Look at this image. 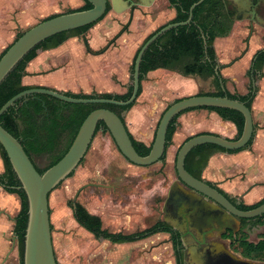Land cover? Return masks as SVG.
<instances>
[{
    "label": "rangeland",
    "instance_id": "rangeland-1",
    "mask_svg": "<svg viewBox=\"0 0 264 264\" xmlns=\"http://www.w3.org/2000/svg\"><path fill=\"white\" fill-rule=\"evenodd\" d=\"M19 1L20 6L14 12L9 11L7 13L3 11V16L0 18L3 21V29L4 27H10L9 29L13 32V36L18 32L22 33L28 30L50 16L65 14L85 5L83 1L75 5L72 0ZM1 4L3 7H10L15 4V0H0ZM29 13L31 15L34 13L35 15L23 17V15H28ZM18 14L21 17H17ZM130 17L127 11L121 13L109 11L101 21V24L105 21L102 30L112 33L111 39L107 42L114 44L115 50L113 52L120 54L122 60L125 61L124 54L126 55L128 53L126 51L129 49V54L127 55V58H129V85L132 83L130 67L136 50L141 47L147 38V33L159 28L162 23L167 21L169 16H165L162 20L160 19L161 22L160 20L156 22V19L151 22H144L140 16H137L133 21L134 32L123 33L122 31L127 27L126 23L128 18L130 20ZM155 17L154 15L153 18ZM119 31L122 35L117 38L116 35ZM124 36L126 37L124 38ZM80 43L82 45L88 44L85 43V40ZM90 46L94 47L91 44ZM238 54L239 52L236 54H229V52L219 53L218 62L220 64H228ZM109 59L110 55L87 57L86 63L81 62L75 65V68L81 69L86 74L90 72L88 70L91 68L94 71L92 73L96 77L90 78L93 81L96 78L101 81H95L96 84H105L106 80L100 78V75H102L101 77L103 75L107 77L109 68H113L112 70L120 75L124 66V62L118 58H116L117 62L112 64L113 60ZM229 71L232 73L234 71L233 67ZM162 73L165 76L158 81L150 83L147 94L144 95L143 92L146 93L148 90L142 92L139 100L143 103L138 104V100L136 102L137 106L144 111H142L143 115L142 113L139 115L138 120L143 126L149 121L148 132L151 137H154L161 114L170 104L189 96L214 92L211 79L203 81L194 77H183L173 72L165 71ZM160 74H154L153 77L155 78ZM153 77L150 76V79ZM236 80L241 86L240 82L242 80L239 75H237ZM231 87H234V85L231 84ZM256 87L259 92L255 93L257 98L255 103L253 102L252 109L255 112L256 123L259 125V121L264 122V78L257 80ZM215 116V114L205 110L192 111L182 115L178 120L180 127L174 135L175 139L178 137L180 139L178 149L185 139L203 132L221 136L222 130L219 124L224 122L215 118ZM145 130L147 129H142V131ZM234 138L235 136L232 137V139ZM33 162L40 170H44L49 164L48 157L45 155L33 157ZM160 165L161 163L149 167H138L128 163L119 153L110 135L99 132L94 137L83 162L77 167L73 175L64 180L49 196L52 243L58 264H96L107 262L106 254H108V247H110L103 241L95 240L78 227L73 219L69 203H80L89 213L99 216L104 228L113 233L116 231H121L122 233L141 231L162 220L163 197L167 193L169 186L174 181H177V175L174 163L166 164V162H163L162 166ZM213 176L214 174H209L205 178L203 176V179L217 186L220 185L221 183L218 181L221 176L218 173L217 177ZM87 184L99 186L87 187L74 202L73 198L78 189ZM158 242L160 240H157L156 243ZM78 243L84 246V252L79 256L68 254V250L71 251L70 247L75 248ZM165 243L167 244L166 240H161V249L158 255L153 258L157 263L150 262L151 264H172L173 261L175 264L173 250L171 248L168 249L167 246L165 247ZM117 251L118 254L123 255L125 253V251ZM94 254L97 257H94Z\"/></svg>",
    "mask_w": 264,
    "mask_h": 264
},
{
    "label": "trees",
    "instance_id": "trees-1",
    "mask_svg": "<svg viewBox=\"0 0 264 264\" xmlns=\"http://www.w3.org/2000/svg\"><path fill=\"white\" fill-rule=\"evenodd\" d=\"M198 1L199 0H181L180 7H178L179 16L173 23H182L186 21L188 15L186 13L184 14L183 11H188L189 8ZM220 2V0H204L202 4L193 10L192 24L171 29L150 45L143 55L140 64V87L137 99L142 93V82L146 80L147 74L152 71L163 69L175 72L183 77H197L203 81L212 78L214 92L199 95L228 97L229 99L245 103L246 107L252 112V104L257 87L245 96L231 95L222 89V83L215 73L216 63L214 51L212 49V41L217 36L227 35L230 30V25L226 24V22L222 23L220 20ZM84 3L85 5L83 7L71 10L67 13L85 11L92 7L87 1H84ZM109 10L110 9L108 7L106 14ZM56 16L58 15L50 16L42 21ZM104 17L100 21H102ZM97 23L74 31L58 34L47 39L45 42L41 43L29 52V54L15 67V69L0 85V108L14 96L32 88L23 86L22 79L26 76V68L28 64L36 58L38 50L57 48L71 37H80L85 35ZM22 34L23 32L18 33L15 40H17ZM7 49L8 48L3 51L0 58ZM138 52L139 49L136 51L130 67L131 79L133 75L134 62ZM255 69L259 75L258 79L264 78V53L257 56ZM131 92L132 87L129 86L126 93L120 95L96 93H64V95L75 99H112L124 102L130 98ZM136 101L127 107H118L107 104H70L45 95H32L18 100L13 107L9 108L8 111L0 117V125L21 143L26 155L30 158L33 164V157L43 155L48 157L49 164L44 170L38 169L34 164L38 173L43 174L47 169L54 166L63 158L71 146V143L73 142L81 124L90 113L98 109H107L120 117L126 127L122 114L129 112L136 104ZM198 110H205L209 113L216 114L221 121L231 123L236 129L234 139L240 137L244 126V119L240 113L233 110L218 108L191 109L183 112L170 123L166 135V151L173 144L174 135L180 127V123L178 122L179 118L186 113ZM256 128L257 126L254 125V129ZM99 132L109 134L107 128L102 122L97 125L94 137ZM201 134L209 133L203 132ZM128 135L138 155L142 157L147 156L150 152L153 141L151 145L147 146L135 140L129 131ZM190 138L191 137L185 139L184 142ZM252 141L242 150L249 148L252 145ZM237 152L239 151L227 152L213 145L198 146L187 155L184 167L193 177L205 181L202 178V175L213 155L216 153L235 154ZM0 156L4 165V173L0 175V186H2L6 192L16 194L20 199V212L15 223L14 233L18 244L20 264H23L24 235L28 221L27 199L21 188L20 182L12 170L7 155L1 146ZM165 159L166 152L161 159V163L165 162ZM72 175L73 173H71L68 178ZM205 182L218 190L238 210L250 211L264 203L263 199L259 204L252 206L245 205L236 198L227 195L224 191L218 188L217 185L208 181ZM69 207L72 210L74 221L80 228L86 230L95 239L107 240L113 244L137 242L157 233H167L170 235L173 243L176 264H183L184 256L179 242V236L166 223L157 222L153 226H150L148 229L139 233L129 235L113 234L108 230L103 229L101 219L96 215L90 214L80 203H69ZM262 217L264 218V215ZM234 249H237L236 240L234 243ZM263 249L264 245H262L261 250Z\"/></svg>",
    "mask_w": 264,
    "mask_h": 264
},
{
    "label": "water",
    "instance_id": "water-1",
    "mask_svg": "<svg viewBox=\"0 0 264 264\" xmlns=\"http://www.w3.org/2000/svg\"><path fill=\"white\" fill-rule=\"evenodd\" d=\"M84 1H87L92 7L85 11L58 15L41 21L24 31L0 58V85L29 52L47 39L97 23L106 15L108 6H111L115 13H121L126 9L122 0ZM120 1L122 6H118ZM203 1L199 0L190 7V17L187 22L166 25L144 41L134 62L131 83L132 92L127 101L75 99L58 91L37 87L28 89L6 102L0 108V117L9 108L13 107L18 100L32 95H45L70 104H107L118 107L132 105L138 96L140 64L146 50L169 30L189 24L192 19V11L202 4ZM198 108H218L236 111L243 116V130L237 139H228L209 133L192 136L184 142L177 151L174 164L177 181L169 188L166 200L167 205H170V203L176 205L177 203L179 220L183 225L188 223L183 211L185 208L189 209H187L189 213H194L200 222L209 224L208 227L211 224L221 225L222 219L230 218L236 224L237 219L250 220L264 215V203L250 211L238 210L218 190L208 185L205 181L193 177L184 167L187 155L198 146L213 145L227 152L240 151L246 148L253 140L255 129L251 110L246 107L245 103L229 99L228 97L195 95L179 99L170 104L159 120L150 152L144 157L136 152L120 117L107 109L95 110L83 121L63 158L43 174L38 173L34 164L26 155L21 143L0 125V146L7 155L12 170L25 193L28 204L23 264H57L51 235L49 196L80 165L92 144L97 125L100 122L104 123L119 153L128 163L138 167H149L161 163V159L165 155L166 135L170 123L183 112ZM89 186L97 185L87 184L82 186L76 192L73 201L76 202L79 193ZM179 187L185 188L186 191L180 190ZM176 195H178V198L181 196L182 200L179 199L178 202ZM213 263L242 264L238 259L231 256L229 258H214Z\"/></svg>",
    "mask_w": 264,
    "mask_h": 264
},
{
    "label": "crops",
    "instance_id": "crops-1",
    "mask_svg": "<svg viewBox=\"0 0 264 264\" xmlns=\"http://www.w3.org/2000/svg\"><path fill=\"white\" fill-rule=\"evenodd\" d=\"M81 1L83 0H72L75 5L80 4ZM19 6V0H15V4L10 7H3L1 4L0 18L1 16H3V11L7 13L9 11L14 12ZM33 15L35 14L33 13L31 15L29 13L28 15H23V17H31ZM17 17H21V15L18 14ZM2 22L3 21L0 20V55L14 42L17 34L20 33L18 32L15 36H13V32H11V30L9 29L10 27H4L3 29ZM104 22L105 21H103V23ZM103 23L101 24L100 21L85 34L84 40L85 43H88L85 44L86 46L80 43L81 41H83L82 37H71L57 48H52L49 50H38L36 58L32 60L26 68V76L22 79V85L32 88H46L58 91L60 93L124 94L129 86V58H127L129 49L126 51L128 53L126 55L124 54V59L126 58L125 61L122 60L120 54L115 53V51L113 52V50H115L114 44L110 45L107 42L111 39L112 33H110V31L108 32L107 30H102L104 28ZM128 32L133 33L134 27L132 26V28ZM148 35L149 32L147 33V36ZM125 37L126 36H124V38ZM90 44L94 45V47H91ZM100 50L101 53L95 54V52H99ZM105 55H110L109 60H113L111 64L113 62H117L116 58L124 62L123 70L120 75L113 71V68L108 69L107 77L105 75L101 77L102 75H100V78H104L106 80L104 82L105 84H96L95 81L101 82L97 78L94 79L95 81L92 80V78H95L96 75L92 73L94 71L91 68L90 70H88V72H90L87 74L83 73L81 69H76L77 67L75 68V65H78L81 62L86 63L87 57H104ZM165 71L167 70L159 69L149 72L146 76V80L142 82V92L149 89L150 83H153V81H158L162 77H164L165 75L162 72ZM154 74L160 75L154 78ZM150 76H152L153 78L150 79ZM194 78L201 80L197 77ZM257 91L255 93L259 92ZM148 92L149 90L146 93L143 92V94L145 95ZM140 96L139 98H141ZM139 98L137 99L138 104L143 103L139 100ZM256 98L257 97L254 96V103ZM142 111L143 110H141L136 104V106L134 105V107L129 112L122 114V117L124 118L126 127L133 138L149 146L153 141V136L151 137L148 132V129L150 127L148 119V122L145 126H143L138 120V117L139 115H141ZM252 116L254 125L257 126V128L255 129L252 145L249 148L241 150L235 154L216 153L210 158L208 165L202 175V178L203 176L205 178V176L209 174H214L213 177H217L218 173L221 176V179H219L218 181L221 184L218 185V188H220L230 197L236 198L240 202L242 201L245 205H252L253 203L264 198V122L259 121V125L256 123L255 112L253 111V109ZM215 118L219 119L217 115L215 116ZM224 123L219 124L222 130L221 136L232 139V137L236 135V129L231 123ZM142 129L147 130L142 131ZM179 141V137L177 139L173 138V144L166 151V164H175V157L178 150ZM160 166H162V163ZM3 171V164L2 160L0 159V174H2ZM169 188L167 190V193L164 194L163 197L164 201L161 210V212L163 213V219L159 221L166 223L174 232L178 234L179 230L182 231L181 227L179 228L175 221H171L166 216L168 215L167 208L169 207V205H167L166 203ZM179 189L182 191H186V189L183 187H179ZM189 194L191 193L189 192ZM19 212V197L16 194L6 192L4 188L0 186V264H20L18 244L14 233V227L19 216ZM84 232L89 236H92L88 232ZM99 240L103 241L110 247H108V254L105 253L107 262H100L96 264L157 263V261L153 260V258L158 255V252L161 249V240L167 241V244L165 243V247L167 246L168 249L171 248L175 255L171 237L167 233H157L146 239L124 244H113L106 240ZM157 240H160V242L156 243ZM183 242L184 246L182 245V251L183 249L184 251H186L184 256L186 262H188L189 264H204V261L202 260L204 254L201 253L197 248H189V246L185 242V239L183 240ZM226 243L227 242L225 241L224 244L226 245ZM70 248L71 251L67 249L69 251L68 254H76L77 256L81 255L85 249L84 246L80 245L79 243L75 248ZM223 248V245L218 244L216 247L217 253H222V251H224ZM227 249L224 252L230 254ZM117 250H120L121 252L125 251V253L123 255L120 253L118 254ZM94 257H97V255L94 254ZM172 264H174V261L172 262Z\"/></svg>",
    "mask_w": 264,
    "mask_h": 264
},
{
    "label": "flooded vegetation",
    "instance_id": "flooded-vegetation-1",
    "mask_svg": "<svg viewBox=\"0 0 264 264\" xmlns=\"http://www.w3.org/2000/svg\"><path fill=\"white\" fill-rule=\"evenodd\" d=\"M220 1V20L222 23L226 22V24H229L230 30L227 35L217 36L212 41V49L214 51L216 63L215 73L216 76L219 77L222 83L221 87L226 93L231 95L245 96L248 95L251 90L256 88V82L258 80L259 75L257 70L255 69V61L258 55L264 53V0ZM122 2L125 3L126 7L124 11H127L131 16L130 20L128 18V22L126 23L127 27H125V30L122 31L123 33L128 32L132 28V26L134 25L133 21L137 16H140L142 20H144V22H151L154 19H156L157 22L160 19L162 20L165 16H169L167 21L162 23L159 28L149 33V35L145 39L146 41L148 38L151 37L152 34L156 33L166 25L175 24L173 22L179 16L178 7H180L181 0H122ZM118 6H122L121 1ZM108 7L110 9L109 11H113V8L111 6ZM189 10L183 11L184 14L186 13L188 15L186 21L184 22H187L189 20ZM154 15L156 16L155 18H153ZM192 22L193 11L191 22L187 25L192 24ZM121 35L122 33L119 31L116 37L120 38ZM80 37H82L84 41L85 35ZM108 44L112 45L113 43ZM240 48L242 49L241 51ZM222 52H229V54H236L237 52H239V54L233 59L232 62L228 64H219L218 54ZM99 53H101V50L99 52H95V54ZM232 67L234 71L231 73L229 70ZM237 75H239L240 79L242 80V82H240L241 86H239L238 81L236 80ZM231 84H233L234 87H231ZM98 186L99 185L89 187ZM176 198L178 199V202L179 199L182 200L181 196L178 198V195H176ZM263 199H260L252 205L259 204ZM168 208V215L166 216L171 221H175L177 226L179 228L181 227L183 231H178L181 248L182 245L184 246L183 240L185 239V242L187 243L189 248H197L201 253L204 254L202 259L204 261V264H214V258H229V256L238 259L242 264H264V249L261 250L262 245H264V218L262 217L263 215L261 217H257L255 219L250 220L237 219L236 224H234V222L230 218L224 220L222 219L221 225L217 226L211 224L208 227L209 224L207 225L206 222H200V220H198V217H196L194 213H189L188 208L183 209L184 215H186L185 217L188 222L183 225L180 223L179 220L177 203L176 205L170 203ZM103 229H105L104 226ZM146 229L133 233H139ZM108 231L110 232V230ZM133 233H122L121 231H116L113 234L129 235ZM235 240L237 242V249H234ZM225 241L227 242L226 245L224 244ZM218 244L223 245L224 251L228 248L227 250L230 254H227L224 251L223 253H217L216 247ZM182 252L183 256H185L186 251H184L183 249ZM183 264L189 263L186 262L185 259H183Z\"/></svg>",
    "mask_w": 264,
    "mask_h": 264
}]
</instances>
